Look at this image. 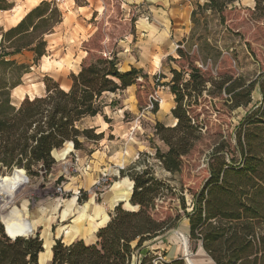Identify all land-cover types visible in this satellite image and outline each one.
Instances as JSON below:
<instances>
[{"label":"trees","instance_id":"16d2710c","mask_svg":"<svg viewBox=\"0 0 264 264\" xmlns=\"http://www.w3.org/2000/svg\"><path fill=\"white\" fill-rule=\"evenodd\" d=\"M235 1L205 0L200 10L209 9L222 20L225 10ZM255 2L258 6L264 0ZM8 7L0 0V9ZM61 19L62 12L55 1L41 0L15 25L5 30L0 26V172L15 167L12 176L0 175V180L11 178L12 186L26 179L25 172L50 170L55 162L51 152L65 143L70 152L90 140L101 139L103 133H96V128L86 126L84 120L97 114L104 116L103 93L121 91L142 76L140 68L120 70L116 55L103 49V56L83 60L79 71L70 74L68 89L47 77L43 95L25 96L18 106L14 105L10 93L21 84L22 75L31 66L13 56L27 50L33 54V63H37L46 53L45 34ZM178 54L183 55L181 50ZM170 72L168 86L175 102L171 114L176 121L172 126L155 123V135L167 149L156 147L154 158L166 171L176 173L181 169L182 158L199 144L208 149V175L192 193L189 211L181 197L188 236L200 243L214 264H264V71L251 81L241 76L233 79L229 73L212 79L195 66L189 68L186 78L175 68H170ZM208 81L212 86L208 92L215 96L226 94L230 108L246 107L255 86L260 93V100L228 135L221 131L207 134V123L199 118L200 112L194 111L193 106L203 104L201 110L206 111L205 106L209 105L205 104L206 99H200ZM113 103L111 100L110 105ZM205 135L208 142L203 141ZM132 170L128 173L133 182L129 202L137 208L116 205L109 221L97 230L93 243L76 239L65 244L55 240L50 248V264H186L182 257L157 259L155 250L149 248L151 241L180 216H161L156 212L157 201L168 194L173 196L172 188L157 179L148 165ZM11 189L1 200L0 209L11 201ZM0 219L10 236L31 232L29 226L11 232L2 212ZM8 235L0 224V264H38V254L43 251L38 234L14 238Z\"/></svg>","mask_w":264,"mask_h":264},{"label":"rangeland","instance_id":"374dc122","mask_svg":"<svg viewBox=\"0 0 264 264\" xmlns=\"http://www.w3.org/2000/svg\"><path fill=\"white\" fill-rule=\"evenodd\" d=\"M2 1L10 6L7 9H0V26L5 30L11 23L18 21L28 8L41 0ZM53 1L63 3L62 8L56 5L59 10L68 6L66 0ZM103 1L107 8V20L99 21L98 18L95 21L98 30L81 44L79 54H84L83 60L87 61L95 56H103V49L110 55L121 52L119 66L125 68L127 63L137 61L141 64L139 68L142 70V76L134 84L116 92L115 96L110 92L103 93L102 101L106 103L103 106L104 116L88 118L85 125L99 121L102 125L107 123L108 126L101 139L90 140L79 149L83 153H89L91 149L99 148L105 140V143L112 145L115 150L121 147L127 156L131 150L137 153L131 162L119 159L115 165L107 164L93 170L92 166L88 167L90 163L88 157L78 158L75 150L79 149L73 148L69 152V144L65 143L60 149L53 151L55 162L50 170L37 168L33 169V174H27L24 170L26 179L13 186L11 178L0 180V202L13 187L11 201L0 209L4 223L9 225L11 232L15 228L29 226L31 227L29 235L38 234L45 247L40 254V261L43 262L49 258L51 242L49 240L63 241V237L54 236L55 229L64 225L68 227L72 215L75 214L61 219L59 215L64 205H68L67 203L72 200L74 208L78 209V205L92 198L96 203L106 206L108 215L111 216L109 212H113L115 206L109 208L108 201L104 198L114 182L127 179L132 181L128 173H131L132 169H141L148 165L157 179L169 184L174 193L173 196L168 194V197H161L157 201L156 212L161 216H165V213L171 216H175L176 213L180 215L168 230H172L177 237L180 251L184 258L186 257L185 263L214 264L197 242L184 232L182 223L186 222L187 218L181 209V197L187 211L191 209L192 193L199 189L208 175L206 168L208 149L204 144H199L189 155L182 158L180 171L170 173L154 158L156 147L161 151L167 149L155 135L154 125L159 121L165 126H172L176 121L171 114L175 102L168 86L172 76L170 68L181 71L184 78L188 76L189 68L195 66L201 69L206 77L212 79L229 73L233 75V79L241 76L246 81L253 80L264 71V3L256 6V0H236L228 6L221 20L209 9L200 10L204 2L199 0H191L192 9L189 15L186 13V0ZM101 6L99 3L96 8L101 11ZM150 6L154 9L169 8L165 12L167 14L164 17L165 23H159L146 35H140V32H137L140 18L147 17L149 23H155L157 19L151 16ZM192 11H195L194 16ZM106 36L108 41L105 46L103 41ZM178 50L182 51V56L178 54ZM31 55L33 54L27 53L16 59L31 66L29 71L22 75L21 84L10 93L12 103L16 106L21 102L22 96L43 95L44 80L47 77L64 86L63 80L67 78L70 82V74L78 70L73 63L75 57L68 56V62L63 67L54 61L48 62V58H44L42 63L40 61L33 63ZM52 63L56 64L57 68L50 67ZM209 90H212L211 81L206 83L200 97L202 101L206 99L205 104H209L205 106L206 111L201 110L203 104L193 106L195 112H200L199 118L207 123L205 128L207 134L214 131H221L224 135L232 133L245 112L261 98L255 86L251 93L252 100L246 107L230 108L226 94L219 93L215 96L210 94ZM154 98L157 101H154ZM110 99L114 100L112 105L109 103ZM119 108L122 110L119 111ZM95 132L98 133L97 129ZM209 140L205 135L203 141ZM13 169L9 172H0V175L12 176ZM88 179H91L90 182ZM122 190L123 192L118 195V200H122L119 202L121 207L136 209L137 206L130 205L128 193L124 191L126 189ZM0 224L4 233L8 235L1 219ZM184 239L186 248L183 245ZM167 240H170V236H167ZM161 246H164L162 235L155 237L149 248L155 250V254L162 255ZM43 264H50V260Z\"/></svg>","mask_w":264,"mask_h":264},{"label":"crops","instance_id":"0c3cea01","mask_svg":"<svg viewBox=\"0 0 264 264\" xmlns=\"http://www.w3.org/2000/svg\"><path fill=\"white\" fill-rule=\"evenodd\" d=\"M66 1L68 2V6L64 8L63 10L60 9L62 12L61 21L54 26L51 32L45 34L44 36L47 42L46 53L42 55L39 61L40 63H42L44 58H48V62L54 61L55 63L61 64L64 67L68 62L67 61L68 56L75 57V59H73V63L75 66L78 67V70H77L78 72L80 69L81 62L83 61V58H84V54L80 55L78 52L79 47L84 41H87L89 38H91V36H93L95 32L98 30V27L95 24V21H97L98 18H99L98 19L99 21L107 20V12H106L107 8L103 0H81V2H76L75 0H66ZM166 1H169V0H166ZM99 3H101L102 5L101 11H99L96 8V5ZM35 4L32 5L30 8H28L26 12L32 7H34ZM62 4L63 3H59V2L56 3V5L60 8H62L61 7ZM159 9L161 8L159 7V8L154 9L153 7L150 6L151 16L152 17L154 16V18H157L155 20V23L150 22L151 23L150 24L149 21L146 20L148 19L147 17L143 19L140 18V20H138L137 32L138 33L140 32V35H146L149 30L153 29V26L155 27L159 23L161 24L165 23L164 17L167 16L165 12H166V9H169V8H162L161 10ZM191 9H192L191 0H186V13L187 14L190 13ZM16 23L17 21L11 23L10 26L15 25ZM107 41H108V36H106L105 40L103 41L105 46L107 44ZM27 53L32 54L30 51L24 50L21 53L15 54L13 58L17 59L19 56H24ZM56 53H59V54L55 56ZM119 53L121 52H117L115 54L117 59H120ZM20 62H23V61H20ZM52 64L49 66L53 68H57L56 64H53V65ZM119 67H120V70H128L130 67L139 68L141 67V64L140 63L138 64L137 61L136 62L134 61L132 63H127V66L125 68L121 66ZM67 71H69V69ZM63 81H64V86H62L59 83L58 84L62 88L68 89L70 86V82H68L67 78H65ZM111 95L115 96L116 94L111 93ZM21 98L23 99L24 97L22 96ZM110 101L111 99L109 100V103ZM103 104H106V103L103 102ZM122 109L119 108L118 110L120 111ZM97 115H101V114H97ZM95 116L87 117L86 119L95 118ZM86 119L84 120V122L86 121ZM104 124L105 125H102L101 122L96 121L95 123H92L91 125H88V126L95 127L97 129V132H102L104 135V132L108 126L107 123H104ZM53 151L51 152V155L55 159L53 155ZM75 151H77L76 154L78 158H82V159L84 157L89 158L90 163H88V167L92 166L93 170L95 169L98 170L100 169L101 166L107 165V164L115 165L117 164V161L119 159L125 160V161L127 160V162H131V159H133V157L135 156V153H137L136 151L131 150L130 155L127 156L124 154L123 150H121V147L118 150H115V148H113L112 145L105 143V140L104 142L102 141L101 146H99V148H97L96 150L91 149L89 153H83L81 149L75 150ZM90 180L88 179V182H90ZM131 186H132V182L129 179L123 180V181H115L114 185L111 187V190L107 192L104 198L105 201H108V207L110 208L112 206H116L117 202L122 201V200H118V195L123 192L122 189L124 188L126 189L124 191H127L128 198H129L130 191L132 189ZM67 204L68 205L66 206L64 205V208L61 209L60 211L59 216L61 217V219L66 218L68 215L70 216V214H73V213L75 214L72 215V218L70 220V224H68V227L64 225V226H59L55 229L54 236L63 237V241L64 240L66 241L65 244H68L76 239H82L85 243L95 242L97 230L100 227L104 226L110 219V216L108 215V211L106 210V206L96 203L92 198L88 199V201L84 202L83 204L78 205V209H76V207L74 208V202L72 200L70 203H67ZM109 213L111 214L112 212H109ZM51 221L52 220H50V222ZM185 221L186 222L182 223V225L184 227L183 228L184 232L188 235L187 233L188 219ZM180 234H183V233H180ZM167 236H170V240H167ZM176 238L177 237L174 235V232L172 230L170 231L168 230L162 234V242H164V246H161L160 249H161V252L164 253V256H163L164 259L169 260V259H173L177 257H182L185 260L184 254H182V252L180 251L178 239L176 240ZM49 241H51L49 242L50 243L49 247L51 248L53 243H55V241H53L52 239ZM43 244L44 243H42V247L44 251L45 247ZM197 244L201 247L199 242H197ZM156 248H159V247H156ZM41 253L42 251L38 254V260H37L38 264H43V262H45L46 260H51V257H52L51 251H50V254L48 255L49 258H47L43 262L40 261Z\"/></svg>","mask_w":264,"mask_h":264},{"label":"bare ground","instance_id":"6f19581e","mask_svg":"<svg viewBox=\"0 0 264 264\" xmlns=\"http://www.w3.org/2000/svg\"><path fill=\"white\" fill-rule=\"evenodd\" d=\"M20 19V18H19ZM14 170H13V172H12V174H14ZM24 174V176L26 177V175H25V173H23ZM6 232V231H5ZM30 233V232H29ZM28 234V233H27ZM16 235H19V234H15L14 236H16ZM20 235H26V234H20ZM10 236V235H9ZM14 236H10V237H14ZM183 245H184V247L186 248V239H184V242H183Z\"/></svg>","mask_w":264,"mask_h":264},{"label":"built area","instance_id":"2783aa9c","mask_svg":"<svg viewBox=\"0 0 264 264\" xmlns=\"http://www.w3.org/2000/svg\"><path fill=\"white\" fill-rule=\"evenodd\" d=\"M205 0H199V2H204ZM154 101H157V99L156 98H154ZM137 157V156H136ZM120 168H122V167H120ZM98 182V181H97ZM157 259H163V256L162 255H157ZM185 259H186V257H185Z\"/></svg>","mask_w":264,"mask_h":264},{"label":"water","instance_id":"95a60500","mask_svg":"<svg viewBox=\"0 0 264 264\" xmlns=\"http://www.w3.org/2000/svg\"><path fill=\"white\" fill-rule=\"evenodd\" d=\"M132 186H133V182H132ZM132 186H131V188H132ZM130 195H131V192H130ZM130 198V197H129ZM120 202V201H119ZM119 202H117L116 203V205H118L119 204ZM29 235V233L28 234H26V235H16V236H28ZM10 237V236H9ZM15 237V236H14ZM14 237H11V238H14ZM54 244V243H53ZM186 262V261H185Z\"/></svg>","mask_w":264,"mask_h":264}]
</instances>
